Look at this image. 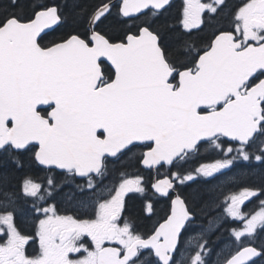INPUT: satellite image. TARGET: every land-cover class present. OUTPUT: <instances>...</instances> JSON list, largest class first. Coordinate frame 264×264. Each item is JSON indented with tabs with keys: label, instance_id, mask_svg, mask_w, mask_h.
I'll use <instances>...</instances> for the list:
<instances>
[{
	"label": "snow or ice",
	"instance_id": "6c2138e0",
	"mask_svg": "<svg viewBox=\"0 0 264 264\" xmlns=\"http://www.w3.org/2000/svg\"><path fill=\"white\" fill-rule=\"evenodd\" d=\"M169 4L99 0L82 10V29L46 39L66 20L59 5L0 0V264H255L253 258H264V245L242 240L264 230V201L250 219L240 211L245 200L264 194V183L226 197L218 215L215 186L194 190L191 204L177 193L151 234L138 232L124 215L126 195L146 193L143 177L121 174L117 184L102 187L108 162L136 148L144 149L137 163L151 170L186 163L202 145L220 158L171 172L151 185L154 191L171 197L176 182L219 177L221 183L237 176L264 182V0H243L229 26L202 45L193 31L205 15L224 13L227 0H186L182 34L172 44L158 24ZM114 10L125 25L115 36L101 27ZM25 153L47 174L40 182L26 173L12 186L7 165L24 168ZM236 168L242 171L229 175ZM60 173L74 184L70 202L86 197L92 203L89 218L60 214ZM77 178L85 183L75 184ZM198 204L207 226L182 248ZM145 210L153 212L150 200ZM25 213L35 219L33 235L17 224ZM227 217L243 220L244 228L231 231L238 246L223 255L217 251L222 234L213 236L225 230ZM29 242H38L35 254L27 253Z\"/></svg>",
	"mask_w": 264,
	"mask_h": 264
},
{
	"label": "trees",
	"instance_id": "16d2710c",
	"mask_svg": "<svg viewBox=\"0 0 264 264\" xmlns=\"http://www.w3.org/2000/svg\"><path fill=\"white\" fill-rule=\"evenodd\" d=\"M26 2H36V3H44V4H57L59 5L63 12L65 13L66 20L65 22L58 27L54 32H49L48 37L46 39H51L53 36H59L66 34L70 31H73L74 28H83V24L80 18V14L82 10H91L95 5L99 3V0H26ZM228 8L234 7L236 1L230 0L228 3ZM227 8V11H228ZM181 3L180 1L174 2L167 10L160 16L158 24L165 25L163 29L164 40L166 43L172 44L175 42L176 38L182 34V29L180 27L179 21L181 19ZM226 18V17H225ZM131 25V22H128V26ZM229 26V20L224 19L221 15L212 17L208 20V22L198 31H193L192 37L196 41L198 45H202L206 43L212 36V33L220 27ZM105 31H107L110 35H119L122 34L125 25L118 22L115 18V10L114 16L110 17L109 20L105 21L104 25L101 26ZM142 148H136L132 153H129L120 158V160L113 161L110 163L108 172L106 174V180L119 178V175L124 173H135V172H143L147 179V192L146 196H139L138 194H131L128 197L127 202V211L126 215L131 217L135 222L136 230L143 234H150L155 228L156 224L162 220L167 212L169 211V200L159 197L151 190L150 180L153 177L152 171H145L141 168V165L137 163V158L140 156ZM220 158L215 150L208 148L206 145L201 146L200 153L189 158L186 163L179 164L176 167H172L170 170L164 171V167L159 169V174L161 175L163 172L167 171H180L186 173L192 169H195L202 163L212 162L215 159ZM24 168L16 169L14 165L10 162L7 165V169L10 171L11 175L9 176V181L12 186H18L20 180L23 176L28 173L32 176L39 177L43 174V169L40 166H37L33 163L31 159V153H25L23 156ZM255 163V162H254ZM259 171V166L256 168ZM242 171L241 168H236L232 170V173L229 175H236ZM61 176V174H59ZM223 177H219L217 180H211L208 183H205L203 180H198L196 183H186L184 186H180L179 192L180 194L188 200L191 204L192 197L191 194L196 189H206L209 187L215 186V190L212 193V198L218 202H221V208L219 212L213 213V215H218L222 211V209L227 206L223 201L226 197H230L233 194L239 193L243 187L250 188H259L262 182L258 177H250L244 179L242 177L237 176V180L231 183H221ZM75 181H79L76 179ZM85 183V181H84ZM72 191L64 192V209L72 208L74 205H82L79 206H89L90 201L86 197L78 198L74 201H69L68 193ZM151 201L153 204V212L148 213L145 210V204L148 201ZM59 201L62 203V197L60 196ZM58 201V206L61 207V203ZM264 201V194L257 193L254 196L252 203H248V205H253V209L256 208L257 204H261L260 202ZM21 206H25V202L23 200L20 201ZM249 212V211H248ZM197 220L195 221L196 227L200 224L207 225V219L204 217L203 213L200 212V205L198 204L196 207ZM33 215L31 213H25L23 215L17 216L18 224H22L23 226L30 229L32 226ZM222 233H217L216 236H213V240H216L218 236L222 234V239L219 240L217 245V251L222 250L223 255H228L230 252L234 251L238 246L237 242L234 240V237L231 235V231L236 229L239 230V223L236 219H227L224 222ZM27 230V229H26ZM29 233V232H28ZM256 244L257 246L264 245V233L262 231H257L256 233ZM216 257L214 256L213 259ZM255 262V264H264V258Z\"/></svg>",
	"mask_w": 264,
	"mask_h": 264
},
{
	"label": "flooded vegetation",
	"instance_id": "af4514ba",
	"mask_svg": "<svg viewBox=\"0 0 264 264\" xmlns=\"http://www.w3.org/2000/svg\"><path fill=\"white\" fill-rule=\"evenodd\" d=\"M176 1H180V3H181V14H182V10H183V7H184V4L186 3V0H175L174 2H176ZM230 0H227V3L229 2ZM233 1H236V4H235V6L233 7H230V8H228V11H227V9L224 11V13H222L221 14V16L224 18V19H226L227 18V20H229V24H230V21H231V11L237 6V5H239V4H241L242 2H243V0H233ZM173 2V3H174ZM202 2H206V0H202ZM172 3V4H173ZM117 4H119V2H117ZM171 4V5H172ZM182 17V16H181ZM226 17V18H225ZM204 19H205V23H204V25L208 22V20H209V17L207 16V15H205L204 16ZM204 25L202 26V27H204ZM228 27V26H227ZM227 27H225V28H227ZM120 160V159H119ZM113 161H116V160H110L109 162H108V169H109V166H110V163H112ZM42 168V167H41ZM43 169V168H42ZM58 172H59V170H58ZM46 171L43 169V174L41 175V176H39V177H36V176H33L34 178H39V180H40V182H43V179H44V177L46 176ZM61 174V176H59V175H57L56 176V179H57V181L59 182V183H62L63 184V190H62V192L60 193V195H58L57 196V200H56V202H57V205H58V201H59V199H60V196L62 197V203H61V207H59L58 206V209H59V212H60V214H72V215H77V216H79L80 218H89L90 217V215L93 213V208H92V206L90 207V205L89 206H79V205H82V203L81 204H79V205H74L72 208H68V209H64V192H67V191H72V192H74L75 191V187H74V184H73V182L71 181V180H69V182H68V180L65 178V176L62 174V173H60ZM129 175H132L133 173H128ZM121 176V174L119 175V177ZM156 174H154L153 173V177H152V179H151V184H150V187H151V185H152V182L155 180V178H156ZM168 176H170L171 177V175H169V174H166V175H163V176H161L160 178H164V177H168ZM79 181H75V184H80V185H83L84 184V180L83 179H80V178H77ZM105 180H106V177H105ZM106 181H110V182H114V179H112V180H106ZM189 183V182H188ZM186 184V183H185ZM185 184H179L178 182H176V186H175V191L176 192H173L172 193V196L171 197H169V196H163V198H165V199H168L169 200V207H170V209H169V211L167 212V214L165 215V217L163 218V219H166L167 218V216L170 214V212H171V207H172V199H173V197H174V195H175V193H179V188H180V186H184ZM112 185H110V184H105L104 183V181L102 182V187L103 188H108V187H111ZM131 194H138L139 196H146L145 194H140V193H137V192H130V193H128L127 195H126V197H125V200H126V205H127V202H128V197H129V195H131ZM82 197H80V199H81ZM90 204H92L91 202H90ZM88 207V208H87ZM0 210H3V209H0ZM124 215L125 216H127L126 215V212L124 213ZM17 224H18V222H17ZM18 226H19V228L23 231V232H25L26 234H28V235H33L34 234V231H35V219H34V217H33V219H32V226H30V229L29 228H27V227H25V226H23L22 224L20 225V224H18ZM27 229V230H26ZM194 230H195V224H192V225H190L189 227H188V231H185L184 233H183V235H182V237H181V244H183L184 245V241H186L187 240V238L190 236V235H194L195 233H194ZM29 232V233H28ZM151 234V233H150ZM26 251H27V253H29V254H35L37 251H38V242L37 243H32V242H29V244L26 246Z\"/></svg>",
	"mask_w": 264,
	"mask_h": 264
},
{
	"label": "rangeland",
	"instance_id": "374dc122",
	"mask_svg": "<svg viewBox=\"0 0 264 264\" xmlns=\"http://www.w3.org/2000/svg\"><path fill=\"white\" fill-rule=\"evenodd\" d=\"M91 206H92V204H90V207H91ZM87 208H88V207H87ZM260 210H261V209H259L258 211L253 212V213H252L250 216H248L247 218L250 219L252 215H254L255 213L259 212ZM220 214H221V213H220ZM201 225H203V224H200V225H198V226L196 227V228H197V231H195L194 233L199 232V231L201 230V228H200ZM195 226H196V225H195ZM203 226L206 227L207 225L204 224ZM243 228H244V226H243ZM243 228H242V229H243ZM242 229H240V230H242ZM263 231H264V230H263ZM253 239H254V237H253L252 239H249L247 236L244 237V238H242L243 242H245V241H251V240H253Z\"/></svg>",
	"mask_w": 264,
	"mask_h": 264
},
{
	"label": "water",
	"instance_id": "95a60500",
	"mask_svg": "<svg viewBox=\"0 0 264 264\" xmlns=\"http://www.w3.org/2000/svg\"><path fill=\"white\" fill-rule=\"evenodd\" d=\"M172 0H170V2H171ZM249 246H252V247H255V246H253V245H249ZM255 259H257V258H253V260H255Z\"/></svg>",
	"mask_w": 264,
	"mask_h": 264
}]
</instances>
